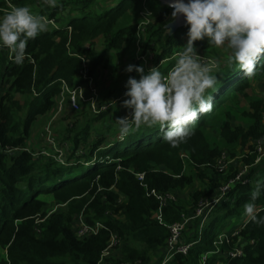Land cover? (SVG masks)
Wrapping results in <instances>:
<instances>
[{"label":"trees","instance_id":"trees-1","mask_svg":"<svg viewBox=\"0 0 264 264\" xmlns=\"http://www.w3.org/2000/svg\"><path fill=\"white\" fill-rule=\"evenodd\" d=\"M9 3L0 0V15L15 6H29L56 27L50 24L47 32L28 42L23 64L7 58L0 71V247L7 258L0 264H98L114 234L117 253L103 258L105 264H156L154 253L165 247L170 235L163 223L172 224L181 214L192 212L227 180L215 183L212 178L222 152L227 153V160L238 159L235 168L232 163L227 165L228 179L243 166L254 164L256 142L264 139V102L248 93L254 76L244 75L237 65L229 66L225 49L220 52L207 39L196 41L197 52L212 51L220 73L216 89L209 90L213 110L190 125L193 135L186 143L171 148L163 141L159 126H142L121 139L118 125L113 128L116 122H106V116L125 95L126 81L114 92H106V100L99 104L107 101L105 110L91 112V119L98 123L94 135L90 119H81L83 113L64 117L69 119L64 160L40 151L35 156L34 149L19 148L28 146L31 123L58 108L62 81L71 87L87 86L108 57L128 54L133 60L138 39L140 57L132 65L141 66L144 58L152 67L164 64L160 70L166 72L175 63L176 56L171 55L187 43L188 26L170 33L166 25L173 20V9L158 0H59L56 8L45 6L42 0ZM144 9L153 14L139 30ZM73 12L77 15H71ZM98 39L101 50L95 48ZM85 65L87 77L81 78ZM258 71L264 73V56L258 61L255 73ZM133 73L129 77L135 78ZM241 97L248 100V107L240 105ZM64 104L74 111L67 96ZM124 116H130V111ZM248 178L214 207L200 234L197 222L191 223L186 241L194 243L186 255L176 254L168 264H199L219 233L237 225L221 227L229 215L235 221L247 218L244 205L250 201L255 182L264 178V163L252 167ZM152 189L175 195L162 208V222L156 216L159 202L149 194ZM184 190L189 191L190 199L179 193ZM48 197L60 205L53 212L46 210ZM255 203L264 216V195ZM79 214L88 223L102 222L105 228L78 238L73 223ZM241 240L247 242L244 256L232 258L228 264H264V224L245 221L230 243ZM224 261L213 255L206 264Z\"/></svg>","mask_w":264,"mask_h":264},{"label":"clouds","instance_id":"clouds-1","mask_svg":"<svg viewBox=\"0 0 264 264\" xmlns=\"http://www.w3.org/2000/svg\"><path fill=\"white\" fill-rule=\"evenodd\" d=\"M49 8L59 0H42ZM175 19L183 16L187 43L178 52L173 66L164 73L152 67L145 74L143 66L129 64L125 71L139 74L129 77L122 106L130 116L115 119L121 139L141 127L159 126L162 139L171 148H179L193 135L190 125L198 116L213 110L218 82V61H206L198 54L196 41L207 39L208 45L228 52L227 64L237 65L246 76H253L258 61L264 56V0H170ZM51 21L33 13L29 6H15L0 15V48L12 54V61L23 64L30 40L49 30ZM264 150V139L259 142ZM264 195V178L258 179L244 205L249 221L264 224L256 201Z\"/></svg>","mask_w":264,"mask_h":264},{"label":"built area","instance_id":"built-area-1","mask_svg":"<svg viewBox=\"0 0 264 264\" xmlns=\"http://www.w3.org/2000/svg\"><path fill=\"white\" fill-rule=\"evenodd\" d=\"M8 5H10V0H5ZM152 12L148 9H144L140 13V21L138 25V29L142 30L144 27L143 25L147 24L152 16ZM51 25L56 27V24L51 21ZM70 29V28H69ZM141 39H138L136 41V45H139ZM1 49V48H0ZM1 52V51H0ZM11 53L8 50V59L11 60ZM140 57V56H139ZM81 78L87 77V67L86 65L84 68L80 71ZM89 86V93L88 95H85L84 93V87L83 85H76L74 87L69 86L65 81L61 82V92H60V99L58 103V110L56 109L55 113L52 116V119L55 117L56 114L60 113V111L63 108L65 97L67 96L69 99V106L73 110H78L80 105V102H89L92 107V113H99L103 110H105L108 107V104L102 103L100 106L98 105V108L95 110L94 102L97 98V89L95 84H92V79L88 81ZM125 96V95H124ZM123 98V96H121ZM120 97L117 99L119 100ZM105 108V109H104ZM51 125L48 127L47 131L50 134ZM10 150L9 148H7ZM19 150H21L19 148ZM256 151L258 153L254 164L252 165H245L243 166L238 173L231 177L226 178L224 181L221 182L222 184L215 190V192L208 198L201 199L195 206L194 210L188 214H181V219L173 222L172 224H165L169 229L170 235L166 239L164 251L161 256L158 258H155L156 264H168L171 259L176 254H183L186 255L188 252V249L194 242H188L186 239L188 238L187 234H189V226L193 222H197L196 228L198 231V234L202 232L204 223L208 220V217L211 213V211L214 209V207L222 202L224 198L227 196L228 192L232 189H234L238 184H245L248 181V174L250 172V169L254 167L256 164L260 163L262 157H264V150H261V147L259 146V142H256ZM41 154H44L45 151H40ZM226 159V160H225ZM230 160H227V157L224 156L221 161H219L215 168L217 170H224L227 168V165L229 164ZM231 163V162H230ZM142 177V175H140ZM150 195H152L158 202V211L156 213V216L158 218L159 222H162L161 220V211L162 208L165 207L170 201L175 200V195L172 192H166L161 193L157 192L154 189L150 190ZM148 195V194H147ZM48 212H53V210H49ZM244 227V222L240 226L238 224L234 227H231V229L227 231H221L219 235L213 240L212 242V249L207 251L206 253L201 255L199 264H206L207 257L216 255L217 257H220L222 259H226L224 262H219L220 264H228V260L236 257H242L244 256V250L243 246L247 244V242H243L242 240L238 242V244L231 245L230 240L232 242V239L238 235L239 230ZM73 228L75 231V234L78 238H84L90 235H95L98 233V231L102 228H105L104 224L100 221H95L93 223H88L82 214H79L77 218L75 219V222L73 223ZM117 236L114 234L112 235L110 241L108 242V245L106 249L103 252L102 258L98 264H101L103 261V258L105 256V253H107L108 249L113 248L117 244ZM226 246L228 248H226Z\"/></svg>","mask_w":264,"mask_h":264},{"label":"rangeland","instance_id":"rangeland-1","mask_svg":"<svg viewBox=\"0 0 264 264\" xmlns=\"http://www.w3.org/2000/svg\"><path fill=\"white\" fill-rule=\"evenodd\" d=\"M67 12V10L65 11ZM71 15H77L76 12H73ZM51 26V25H50ZM101 39L96 40V45L95 48L101 50L102 44L100 42ZM140 44H141V40L139 42V45H136V57L132 60V58H130V56L127 55H123L120 58H114L112 56H110V58L108 57V61L103 63V65L101 67H99L96 71V75L94 77H92V84H96L99 85L101 87L97 88V98L94 102V107L95 110L98 108V105L100 104V102H102V100H106V92L108 90H114L116 88H120L122 86H124V84L126 83L128 77H129V73H127L125 71V68L129 65L132 64L133 61H135L136 59L139 58V52H140ZM220 52H224L225 50L223 48H220L219 50ZM208 52L210 53L209 56L207 55ZM208 52H201L198 51V54L201 55L203 57L204 60L206 61H216L213 56H211L212 51L208 50ZM177 53L171 55V57H175ZM110 55V54H109ZM5 56L3 55V52H0V71L2 69L3 66V58ZM142 64L141 66H143L145 68V74L148 72V70L150 69V67H152L153 63H151L149 60L142 58L141 59ZM162 66H164V64H159L158 67L161 68ZM169 70V69H168ZM167 70V71H168ZM164 72V69L162 70ZM164 72V73H167ZM133 76L136 79H139V74L136 73L134 71ZM254 78L251 80L252 82V86L251 89L248 90V93L250 94V97H257L263 100L264 102V73H261L260 71L256 72L254 75ZM85 93L88 95L89 93V86L87 84L83 86ZM100 92V93H99ZM118 93L115 95L117 96ZM111 97V95H110ZM121 97V96H120ZM119 98V97H118ZM126 96H123L122 99H120L119 101L116 102V106L114 107V109L112 110V112H110L109 116H106V122L110 121V122H116L115 118L117 119L118 117H122L124 115V113H127V111H130L129 109H125L122 106V102L126 99ZM104 103H107V101H105ZM241 106H245L248 107V100L241 97ZM123 109L121 110V112L119 111L120 108ZM74 109V108H73ZM105 109V108H104ZM58 110V109H57ZM56 111V110H55ZM55 111L48 113L45 116H40L37 118L36 121L31 123L30 126V135L28 138V146L27 148H20L21 150H26V149H34V155L37 156L39 151L43 150L45 151L44 155H51L52 158L60 161V160H64V158L67 156L68 153V149L66 148L68 142H67V137L65 138V129H66V123L68 122L69 119H66L64 117L66 116H72V115H80L81 113L84 114V116H82V120L85 118L87 120L90 119V121L92 122L91 124V130L90 133L91 135H94L95 130L97 128V122L93 121L91 119V112H92V107L90 105L89 102H83L78 110H68L67 107L65 106V104L63 105L62 110L60 111V113L56 114L55 117L52 119L53 114L55 113ZM69 118H73V117H69ZM222 118V116L220 117ZM236 123V122H235ZM51 125V129H50V134L48 135V127ZM117 124L113 126V128H116ZM226 156L227 157V153H225L224 151L222 152V158ZM221 158V159H222ZM238 157H236L237 159ZM230 162L232 163V165H234V168L237 165L238 159L234 160V159H230ZM229 162V164H230ZM264 163V157H262L260 163L256 164L254 167H261L262 164ZM228 164V165H229ZM216 172H214L212 178H213V182L215 183H220L223 182L230 174L231 172L229 170L224 169V170H217ZM258 171V170H257ZM209 183H207L208 185ZM207 190V188L205 189ZM181 193L182 197L184 199H190L189 196V191H185L183 192H179ZM46 202H47V206H46V210H53L55 211L58 207H60V205L56 204L54 199L51 198H45ZM79 216V215H78ZM234 216L233 215H229V218L226 219L225 222H222L221 227H223L224 225H235L238 224V226H240L242 224V222H245L248 220V218H243L242 220L239 221H235L234 220ZM227 231V230H226ZM163 252H161L159 254V256H161ZM5 260H7L6 258V254L4 249H2L0 247V262H5ZM220 264V263H219Z\"/></svg>","mask_w":264,"mask_h":264},{"label":"water","instance_id":"water-1","mask_svg":"<svg viewBox=\"0 0 264 264\" xmlns=\"http://www.w3.org/2000/svg\"><path fill=\"white\" fill-rule=\"evenodd\" d=\"M160 3L163 5H169L170 0H158ZM186 26V22L183 18V16H178L172 21H170L167 25L166 28L169 29L170 33H173L177 28Z\"/></svg>","mask_w":264,"mask_h":264},{"label":"crops","instance_id":"crops-1","mask_svg":"<svg viewBox=\"0 0 264 264\" xmlns=\"http://www.w3.org/2000/svg\"><path fill=\"white\" fill-rule=\"evenodd\" d=\"M1 52H3V55L5 56V57L3 58V65H4V64L6 63V61H7V58H8V49L3 48V50H2ZM163 251H164V248L161 249V250H158L157 252L154 253V261H155V258H158V257H159V254H160L161 252H163ZM116 253H117V250L115 249V246H114L113 248L108 249L107 253H105L104 258H108V257H110V256H113V255H115ZM161 255H162V254H161ZM105 263H106V262H104V261L101 262V264H105ZM107 264H108V263H107Z\"/></svg>","mask_w":264,"mask_h":264}]
</instances>
